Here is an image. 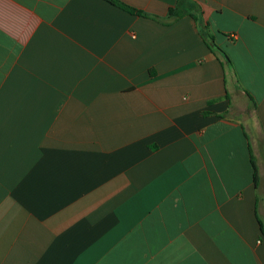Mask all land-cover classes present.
<instances>
[{
    "label": "crops",
    "instance_id": "0c3cea01",
    "mask_svg": "<svg viewBox=\"0 0 264 264\" xmlns=\"http://www.w3.org/2000/svg\"><path fill=\"white\" fill-rule=\"evenodd\" d=\"M117 1L0 0V264H264V0Z\"/></svg>",
    "mask_w": 264,
    "mask_h": 264
},
{
    "label": "trees",
    "instance_id": "16d2710c",
    "mask_svg": "<svg viewBox=\"0 0 264 264\" xmlns=\"http://www.w3.org/2000/svg\"><path fill=\"white\" fill-rule=\"evenodd\" d=\"M108 3L128 12L131 14H135V15H140V16H146L144 13L137 11L129 6L124 5L123 3L117 1V0H105ZM190 0H177L176 4L173 8H170L168 10V18L170 19H176V18H180L183 15H186L187 12L185 10L186 4H189ZM202 39L204 40V43L207 45V47L210 49V51L216 56L218 57L221 62L222 65L224 66V69H228L231 67V63L229 58L226 56V54L220 50L215 44H214V40L212 35H210L207 31V26L202 25L201 26V32H200ZM252 104L254 105V102L251 100ZM251 164H252V168H253V179L254 182H256L257 180V169H256V165L253 159H251Z\"/></svg>",
    "mask_w": 264,
    "mask_h": 264
},
{
    "label": "rangeland",
    "instance_id": "374dc122",
    "mask_svg": "<svg viewBox=\"0 0 264 264\" xmlns=\"http://www.w3.org/2000/svg\"><path fill=\"white\" fill-rule=\"evenodd\" d=\"M259 157L260 158H258V160L257 161H259V159H263L264 160V152H260L259 153ZM263 160H261L262 162H263V164H264V161ZM260 162V161H259ZM260 217H261V219H264V217H263V215L262 214H260Z\"/></svg>",
    "mask_w": 264,
    "mask_h": 264
}]
</instances>
